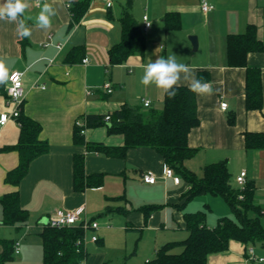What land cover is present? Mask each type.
I'll use <instances>...</instances> for the list:
<instances>
[{
	"label": "crops",
	"instance_id": "crops-1",
	"mask_svg": "<svg viewBox=\"0 0 264 264\" xmlns=\"http://www.w3.org/2000/svg\"><path fill=\"white\" fill-rule=\"evenodd\" d=\"M208 1L215 6L209 12L201 9L202 0H114L110 8L104 0H46L56 15L51 27L43 30L35 17L45 1L37 6L28 0L22 19L32 35L25 39L18 36L16 22L0 20V58L9 75L15 70L24 72L21 111L41 124L40 137L49 144V150L31 162L19 185H13L6 175L17 167L20 155L9 147L19 140L20 124L12 118L0 129V199L18 190L21 205L29 212L26 222L5 224L0 202V252L4 239L20 243L19 253L6 264H43L41 232L49 216L58 208L82 204L86 214L100 223L97 231L86 232L84 264H144L159 247L173 241L171 236H188L184 213L195 210L190 209V202L181 208L177 205L185 202L190 184L181 176L179 184L164 176L166 163L161 154L143 146L130 148L124 157L111 156L89 151L74 141L75 121L88 114H106L125 104L145 108V99L151 101L147 108H163L161 90L140 83L144 65L158 56L176 55L179 63L191 66L198 79L201 73L214 90L211 96L197 94L200 124L189 134V144L197 153L185 165L202 174L206 164L226 159L233 178L246 170L247 180L262 191L264 149H247L245 133L264 132V51L248 54V65L261 71L263 90L262 108L248 109L246 67L229 65L227 36L254 24L264 42V0ZM85 3L84 13L75 15L72 7ZM126 9L143 25L145 52L111 65L109 51L121 41V18ZM169 12L179 14V28L167 29L164 16ZM144 15L151 21L147 30ZM191 35L198 37L196 49ZM86 56L90 59L87 64L82 61ZM9 75L6 84L0 85V114L11 109L7 102ZM107 83L113 91H107ZM221 101L228 103L227 110L221 108ZM234 115L235 122L230 123ZM84 135L87 141L124 144V136L109 133L106 125L88 127ZM76 154L85 155L87 174H104L102 185L75 189ZM149 171L156 176L155 183L144 180L143 174ZM260 199L264 201V195L256 198L259 204ZM152 204L161 207L148 216L141 207ZM94 233L99 241L91 240ZM251 247L256 258L251 256ZM260 258H264V242L246 245L233 239L228 250L210 253L208 263L264 264Z\"/></svg>",
	"mask_w": 264,
	"mask_h": 264
},
{
	"label": "trees",
	"instance_id": "trees-1",
	"mask_svg": "<svg viewBox=\"0 0 264 264\" xmlns=\"http://www.w3.org/2000/svg\"><path fill=\"white\" fill-rule=\"evenodd\" d=\"M72 8L75 15L81 16L86 3ZM164 21L167 29L180 27L178 13H167ZM121 24V41L109 51L111 65L124 63L134 54L142 55L146 48L143 25L128 9L122 15ZM252 51H264V42L259 38L254 24H248L244 32L228 34L229 65L246 67V106L248 109H260L263 105L262 78L259 68L248 65V54ZM202 77L199 73V79ZM106 115H110V120L105 119ZM84 118L87 127L106 125L109 133L122 134L124 144L110 146L103 142L87 141L77 125L74 128L75 143L86 145L89 151L119 157H124L130 148L151 147L163 156L166 165L190 184L185 202L177 205L179 208L198 195L210 194L223 197L232 211L233 216L219 217L213 227L207 224L205 210L186 211L184 218L188 236L163 244L156 250L155 256L144 264H209V254L228 250L233 239L246 245L264 242V207L256 201L257 185L254 181H247L243 189L235 186L226 159L206 164L202 174L185 165V161L197 153V149L189 144V134L200 124L197 94L190 91L188 85H180L174 98L164 94L162 109L125 104L113 112L88 114ZM17 121L20 124V137L9 148L18 150L20 161L6 175V181L13 185H19L28 173L31 162L49 150L48 142L40 137L42 126L37 120L21 111ZM229 122H235V115L230 117ZM245 143L249 150L264 149V132H246ZM73 175L77 190L103 184V173H86L84 154L75 155ZM0 202L5 224L15 225L28 220L29 212L22 207L18 190L5 194ZM159 207L161 205L152 204L141 208L149 216ZM41 237L43 264H84L88 253L85 243H78L86 237L82 226L60 228L45 224ZM2 245L0 264H6L14 258L15 241L4 239ZM177 247L182 250L175 252Z\"/></svg>",
	"mask_w": 264,
	"mask_h": 264
},
{
	"label": "clouds",
	"instance_id": "clouds-1",
	"mask_svg": "<svg viewBox=\"0 0 264 264\" xmlns=\"http://www.w3.org/2000/svg\"><path fill=\"white\" fill-rule=\"evenodd\" d=\"M28 7L27 0H3L0 3V20L16 22V31L21 39L30 38L32 35L31 29L22 19ZM55 15L56 9L45 0L35 17V22L40 29L47 30L51 27L52 17ZM8 75L9 70L5 61L0 58V85L6 84ZM140 83L145 87L154 85L168 98H174L177 95V88L182 83H186L190 91L198 95L211 96L214 94L211 84L196 78L191 66L179 63L174 54L167 58L158 56L154 61L149 59L143 67ZM4 119V117H0V123Z\"/></svg>",
	"mask_w": 264,
	"mask_h": 264
},
{
	"label": "built area",
	"instance_id": "built-area-1",
	"mask_svg": "<svg viewBox=\"0 0 264 264\" xmlns=\"http://www.w3.org/2000/svg\"><path fill=\"white\" fill-rule=\"evenodd\" d=\"M28 1V0H27ZM37 6H39L43 1L45 0H32ZM106 3V6L108 8L112 7L114 4V0H104ZM67 6L70 8L71 4L67 3ZM214 5L210 3L208 0H202L201 3V9L203 12H209L212 9H214ZM144 20V28L147 30L151 26V21L149 20L147 15H144L143 17ZM83 63L87 64L90 62V59L86 56L83 58ZM23 76L24 72L23 71H18L15 70L11 72L9 75V83L7 86V102L8 105L11 107V109L8 112H3L0 114V117H4L5 119L3 120L2 123H0V129L4 127L10 119H17L20 115L21 112V105H22V100L25 95V88H24V82H23ZM105 88H107V91L111 92L113 91L112 85L110 83H107L104 85ZM151 105L150 99H145L144 100V106L149 107ZM221 108L223 110H227L228 108V103L225 101H221ZM106 120H110V115H106L105 117ZM75 125H77L80 128V131L82 134H85L87 130V120L86 118H78L75 121ZM164 176L166 178H172L173 181L176 184H179L181 182V177L176 174L173 170V168L169 165H165L164 167ZM143 178L146 182L148 183H155L156 182V176L153 174V172L149 171L147 173L143 174ZM236 182L245 187L247 183V171L242 170L240 174L236 177ZM47 224L53 226V227H74V226H82L84 230L87 231H97L100 228V223L98 220L93 219L89 217L86 214V207L84 204L73 208V209H67V208H58L55 210V212L49 216ZM99 236L94 233L91 236L92 241H98ZM86 237L84 240H80L78 243H85ZM20 243L16 242L15 243V253H19L20 248H19ZM250 253L252 257L256 258L254 248H250ZM264 258H260V260H263Z\"/></svg>",
	"mask_w": 264,
	"mask_h": 264
},
{
	"label": "rangeland",
	"instance_id": "rangeland-1",
	"mask_svg": "<svg viewBox=\"0 0 264 264\" xmlns=\"http://www.w3.org/2000/svg\"><path fill=\"white\" fill-rule=\"evenodd\" d=\"M232 182L235 186L239 187L240 189L244 188L243 186L239 185L236 182V178L232 177ZM259 182H260V185L262 187L261 188L262 191H258V186H257L256 193L258 194V196L255 197L257 199H259L261 196L264 195V181H259ZM259 201L262 204V206L264 207V201L262 199H260ZM189 207H190V209L195 210V211L200 210V209L205 210L206 214H207L206 220H207V223L210 225H214L215 223H217L218 218L221 216H229V217L233 216L232 211H231L228 203L221 196H214V195H210V194L198 195L190 201ZM186 235H187L186 233H184V235L179 234L176 236H171L172 238H170V239L181 240L183 238H186ZM181 250H182V248H180V247H177L176 249H174L175 252H180ZM154 256H155V254H153V256H151V257L153 258Z\"/></svg>",
	"mask_w": 264,
	"mask_h": 264
},
{
	"label": "water",
	"instance_id": "water-1",
	"mask_svg": "<svg viewBox=\"0 0 264 264\" xmlns=\"http://www.w3.org/2000/svg\"><path fill=\"white\" fill-rule=\"evenodd\" d=\"M190 40L193 43L194 49L198 46V37L196 35H191Z\"/></svg>",
	"mask_w": 264,
	"mask_h": 264
}]
</instances>
